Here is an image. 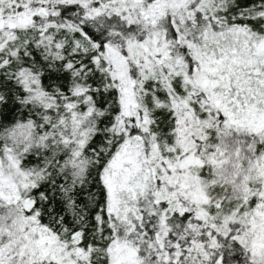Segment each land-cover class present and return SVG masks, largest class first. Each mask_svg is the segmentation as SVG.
I'll use <instances>...</instances> for the list:
<instances>
[{
	"label": "snow or ice",
	"instance_id": "6c2138e0",
	"mask_svg": "<svg viewBox=\"0 0 264 264\" xmlns=\"http://www.w3.org/2000/svg\"><path fill=\"white\" fill-rule=\"evenodd\" d=\"M0 264H264V0H0Z\"/></svg>",
	"mask_w": 264,
	"mask_h": 264
}]
</instances>
